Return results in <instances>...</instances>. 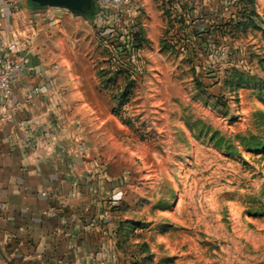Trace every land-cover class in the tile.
Segmentation results:
<instances>
[{
  "label": "rangeland",
  "instance_id": "374dc122",
  "mask_svg": "<svg viewBox=\"0 0 264 264\" xmlns=\"http://www.w3.org/2000/svg\"><path fill=\"white\" fill-rule=\"evenodd\" d=\"M137 1L64 7L55 26L111 129L105 170L126 194L117 216L132 218L118 228L121 264H264V0L227 50H208L213 37L190 54L178 17Z\"/></svg>",
  "mask_w": 264,
  "mask_h": 264
},
{
  "label": "crops",
  "instance_id": "0c3cea01",
  "mask_svg": "<svg viewBox=\"0 0 264 264\" xmlns=\"http://www.w3.org/2000/svg\"><path fill=\"white\" fill-rule=\"evenodd\" d=\"M14 1L18 8L0 16V55L16 52L24 69L16 73L11 97L0 96V264H121L118 228L123 232L132 218L117 216L126 194L105 170L109 123L56 42L65 8ZM236 4L182 0L168 6L180 21L179 46L200 52L203 38L214 37L208 31L236 18ZM229 36H218L208 50H227L222 39ZM41 86L45 90L31 96Z\"/></svg>",
  "mask_w": 264,
  "mask_h": 264
},
{
  "label": "built area",
  "instance_id": "2783aa9c",
  "mask_svg": "<svg viewBox=\"0 0 264 264\" xmlns=\"http://www.w3.org/2000/svg\"><path fill=\"white\" fill-rule=\"evenodd\" d=\"M112 3L122 8L124 12H134L136 8L137 0H111ZM182 0H171V6L175 7ZM18 8V4L14 0H0V16L6 18L10 15L11 11ZM24 69L23 59L14 51H4L0 55V96L8 100L13 94L14 82L16 73ZM41 90H45V86L35 88L31 92V96L34 93H38Z\"/></svg>",
  "mask_w": 264,
  "mask_h": 264
},
{
  "label": "trees",
  "instance_id": "16d2710c",
  "mask_svg": "<svg viewBox=\"0 0 264 264\" xmlns=\"http://www.w3.org/2000/svg\"><path fill=\"white\" fill-rule=\"evenodd\" d=\"M166 12L170 13L168 6H171V0H168L167 2L164 0L163 4L166 5ZM254 5H256L255 0H237V10H236V18L231 19L229 22L221 24L218 26V28H216V32L214 31H208V35L213 34L214 35V39H213V43L218 44L219 43V37L218 36H224L225 34H229L231 39H235V38H240L241 36H243V34L248 33V29L250 28V26H252L251 24L254 23V12H255V8ZM93 17V13H89V16ZM176 18V16H175ZM253 22V23H252ZM204 42L209 41L207 38H203ZM188 44V43H186ZM176 48V47H174ZM217 48H215L213 51H216ZM243 50V48L238 47L236 49L232 50V55L233 54H237L238 52H241ZM193 53H197V51H192ZM218 52V51H216ZM190 54V52L188 53ZM262 62H264V56L261 58ZM234 65V62L231 60V62ZM229 63V64H230ZM235 70V71H234ZM233 73L231 75V79H232V83L233 84H237L239 86L242 85L243 83V73L239 72L238 70H236V68H234ZM129 223H131L134 227L135 225H137L136 223L129 221Z\"/></svg>",
  "mask_w": 264,
  "mask_h": 264
},
{
  "label": "water",
  "instance_id": "95a60500",
  "mask_svg": "<svg viewBox=\"0 0 264 264\" xmlns=\"http://www.w3.org/2000/svg\"><path fill=\"white\" fill-rule=\"evenodd\" d=\"M42 6H60L68 7L76 11H84L89 6L92 0H33ZM1 252V251H0ZM5 259L7 257L1 253ZM10 264V262L8 261Z\"/></svg>",
  "mask_w": 264,
  "mask_h": 264
}]
</instances>
